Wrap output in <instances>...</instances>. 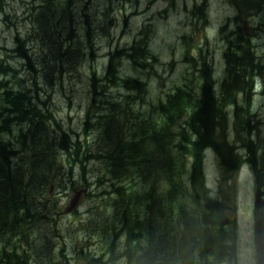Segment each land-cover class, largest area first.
I'll return each instance as SVG.
<instances>
[{
	"label": "trees",
	"instance_id": "1",
	"mask_svg": "<svg viewBox=\"0 0 264 264\" xmlns=\"http://www.w3.org/2000/svg\"><path fill=\"white\" fill-rule=\"evenodd\" d=\"M96 1L41 0V4L32 7L33 37L37 40L39 31L42 33L39 48L47 64L42 71L44 83L57 79L61 84L87 52L92 56L98 33L110 35L115 21L110 12L116 2L105 0L104 4L95 5ZM231 2L237 9L231 19L235 27L228 34L222 33L227 43L223 52L226 66L218 93L214 89L212 68L203 60L198 83L176 87L165 102L155 107L156 112L152 109L144 117L142 113H134L132 107H123L121 102L104 97L111 86L135 92L143 87L137 79L119 74L113 62L116 54L111 55L101 77H96L95 71L90 74L85 119L91 125V138L96 144L91 146L98 150L95 153L84 146V155L103 163L116 185L114 196L104 203L100 199V208L89 211L104 218L94 226L90 221L91 235L99 237L100 247L88 251L85 246L77 248L79 259L88 264H114L119 259H124L125 264H223L233 256L234 221L228 216L231 202L222 191L214 199L207 195L203 159L207 148H212L226 173L235 171L234 162L252 164L256 190L264 187V151L259 152L261 143L254 139L258 131L264 133V126L258 128V122L253 119L257 114L250 108L255 93L253 86L263 66L252 37L257 31H264V0ZM93 4V10L99 6L97 14L92 10ZM201 12V7L192 12L197 21L203 19ZM257 13L260 17L255 21L256 27H240L242 17L251 19ZM28 43L29 39H17L16 50L35 73ZM121 53L140 68L156 61L143 41H135ZM33 83L37 90L36 79ZM6 84L0 82V90L2 100L9 102L13 91ZM25 90L18 91L17 102L0 107V130L18 129L12 140L0 138V222H5L0 236V263L8 264L39 262L32 247L18 253L10 241L15 237L30 242L27 241L29 229H22L24 222L27 227L32 226L40 218L54 225L58 212L48 209L51 193L65 185L61 184L60 172L65 181H70V162L81 163L82 159L79 143L72 142L69 134L57 131L56 120L45 109H38L37 101L41 102L38 91ZM45 104L42 102L44 108ZM128 111L133 112L134 119L131 120L130 113L121 115ZM243 123L252 139L249 147L253 145L255 149L249 150L248 157L238 158L235 152L240 150L233 151L227 138L230 130L226 128L234 125L235 130L241 131H236L239 138L248 139L240 125ZM176 126L178 130L174 132ZM86 181L83 171L78 182L71 184L75 188L77 183ZM119 244L125 247L113 257ZM105 256L107 262L103 261ZM44 257L52 259L49 253ZM198 257L199 261H194Z\"/></svg>",
	"mask_w": 264,
	"mask_h": 264
},
{
	"label": "rangeland",
	"instance_id": "2",
	"mask_svg": "<svg viewBox=\"0 0 264 264\" xmlns=\"http://www.w3.org/2000/svg\"><path fill=\"white\" fill-rule=\"evenodd\" d=\"M115 2L114 9L110 12L115 19L110 35L98 33L92 56L87 52L86 56L78 62L76 70L68 72L61 84L57 79L46 84L42 71L47 64L43 61V52L39 48V38L42 33L39 31L38 39L34 38L31 17L32 7L41 4V0H0V82H6V86L11 87L13 91L9 102H6L2 100L0 90V107L3 108L4 103L11 106L17 102L20 97L19 90L31 88L34 92L36 88L33 79H36L38 88L36 91L39 94L38 99H41L40 103L37 101L38 109H45L56 120L57 131L69 134L72 142L79 143V158L82 157L81 163L70 162L69 172L72 174L70 181L67 178L65 181L60 172L61 184L65 185L57 187L51 193L48 209L52 210V213L58 212L55 214L54 225L42 222L40 218H36L32 226L27 227L24 222L22 229L23 231L26 228L29 229L27 241L30 242L16 240L15 237L10 241L15 245L18 253L28 251V248L32 247V252L38 254L39 262L31 260L28 264H88L87 261L78 258L77 248L85 246L88 251L90 248L94 249V246L100 247L99 237L91 235V228L104 218L95 216L96 212L90 214L89 211L93 210L92 208H100V199H103L104 203L109 197L114 196L113 190L116 184L115 180L113 181V178L107 175L111 173L103 163L91 160L90 155H84L86 146L93 149L95 153L98 150L91 146L96 144L91 138V125L86 123L85 119L90 100L88 79L92 72L95 71L96 77H101L111 55L116 54L113 62L117 64L119 74L126 78L137 79L143 87L135 92L122 86H111L104 97L107 100L121 102L123 107L130 106L134 113H142L144 117H147V112L152 113V109L155 111L159 103L165 102L167 95L176 87L184 83H198V70L203 60L212 68L216 93L220 91L225 76L226 64L223 52L227 43L222 33L228 34L234 29L235 25L234 22L231 23V19L233 20L237 10L231 0H136V5L134 0H115ZM102 3L104 4L105 0H97L95 5H102ZM93 7L94 4L92 10ZM196 7H201L204 14L203 19L198 21L192 14ZM97 9L99 6L93 10L95 14L99 12ZM259 17L260 13L252 16L251 19L242 17L240 27L244 25L246 28L256 27L255 21ZM17 39H29L33 67L37 70L35 73L28 67L27 62L19 57L16 50ZM135 41H143L156 58V61L148 63L146 68L134 65L121 53L123 48L131 46ZM252 44L255 45V50L261 57L260 64L263 65L256 89V84L253 86L256 92L252 94L253 96L251 95L250 106L253 113L257 114L253 119L258 122L259 128V125H264V117L260 115L264 111V31H257V34L252 37ZM42 102H46L45 107L49 110L43 107ZM1 108L0 112H2ZM229 110H231L230 107ZM133 112L128 111L121 115L130 113L132 120ZM231 120L233 121V116ZM181 123L180 121L179 124ZM240 125L244 128L243 133L248 136V139L239 138L237 132L241 133V131L235 130L234 125L226 128L230 130V132L227 131V138L231 140L233 151L235 152L236 148L240 150L235 152L238 158L248 157L249 150L255 149L253 145L249 147L252 139L246 132L247 126L244 123ZM177 126L173 129L174 132H177ZM17 131V128L9 132L1 129L0 138L12 140ZM257 138L258 143H261L258 150L262 152L264 151V133L258 131V135H254V139ZM61 160L64 161V159ZM203 161L207 195L214 199L222 191L231 202L228 203L232 209L228 211V216L234 221L235 249L231 259H225L223 264H256L254 200L257 191L253 165L247 166L242 161L234 162L232 164L235 171L226 173L220 158L212 148L205 151ZM64 163L67 165V162L64 161ZM226 166L229 167V164ZM83 171L88 181L77 183L74 188L71 183L78 182ZM76 192L80 193L78 205L72 212L67 213L66 209L70 206ZM118 198L119 195L116 199ZM90 221L93 222V226L90 225ZM4 223L0 222V236ZM87 232L90 235L88 240ZM50 245L52 247L49 249ZM124 247V244L117 245L113 257L120 254ZM100 251L102 252V249ZM46 253L52 256L51 260L49 257H44ZM114 259L116 260V257ZM103 261L107 262L106 256ZM194 261H199V257ZM125 263L124 259H119L114 264Z\"/></svg>",
	"mask_w": 264,
	"mask_h": 264
},
{
	"label": "water",
	"instance_id": "3",
	"mask_svg": "<svg viewBox=\"0 0 264 264\" xmlns=\"http://www.w3.org/2000/svg\"><path fill=\"white\" fill-rule=\"evenodd\" d=\"M80 198L78 192L70 202V206L66 209V212H71L77 205ZM255 252H256V264H264V242L262 237V218L261 207L264 205V201L261 200L259 193L255 196Z\"/></svg>",
	"mask_w": 264,
	"mask_h": 264
},
{
	"label": "flooded vegetation",
	"instance_id": "4",
	"mask_svg": "<svg viewBox=\"0 0 264 264\" xmlns=\"http://www.w3.org/2000/svg\"><path fill=\"white\" fill-rule=\"evenodd\" d=\"M260 115H262V116L264 117V111H263V112H261V113H260ZM263 124H264V123H263ZM263 126H264V125H263ZM263 193H264V191H263V192H261V194H262V196H263V198H264V194H263ZM124 240H125V239H124Z\"/></svg>",
	"mask_w": 264,
	"mask_h": 264
}]
</instances>
